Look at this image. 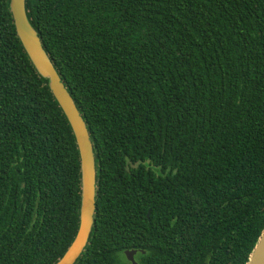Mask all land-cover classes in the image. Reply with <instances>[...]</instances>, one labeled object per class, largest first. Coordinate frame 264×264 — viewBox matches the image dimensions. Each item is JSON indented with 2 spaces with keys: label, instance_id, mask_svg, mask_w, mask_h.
Wrapping results in <instances>:
<instances>
[{
  "label": "trees",
  "instance_id": "16d2710c",
  "mask_svg": "<svg viewBox=\"0 0 264 264\" xmlns=\"http://www.w3.org/2000/svg\"><path fill=\"white\" fill-rule=\"evenodd\" d=\"M0 0V264H57L80 225L72 127ZM90 133L75 264H248L264 230V0H26Z\"/></svg>",
  "mask_w": 264,
  "mask_h": 264
},
{
  "label": "water",
  "instance_id": "95a60500",
  "mask_svg": "<svg viewBox=\"0 0 264 264\" xmlns=\"http://www.w3.org/2000/svg\"><path fill=\"white\" fill-rule=\"evenodd\" d=\"M10 8L21 43L40 75L49 79L50 89L72 127L80 152L82 185L80 225L74 241L57 263L75 264L87 247L94 225L97 183L94 146L87 125L74 99L62 82L42 45L41 38L28 19L26 0H11ZM136 254L137 251L125 252V256L131 264H137ZM248 264H264V230L250 255Z\"/></svg>",
  "mask_w": 264,
  "mask_h": 264
}]
</instances>
